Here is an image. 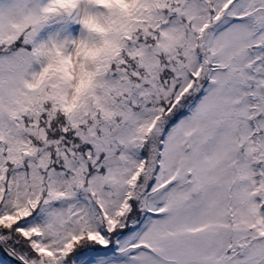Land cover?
Listing matches in <instances>:
<instances>
[{"label":"snow or ice","instance_id":"obj_1","mask_svg":"<svg viewBox=\"0 0 264 264\" xmlns=\"http://www.w3.org/2000/svg\"><path fill=\"white\" fill-rule=\"evenodd\" d=\"M0 264H264V0H0Z\"/></svg>","mask_w":264,"mask_h":264}]
</instances>
